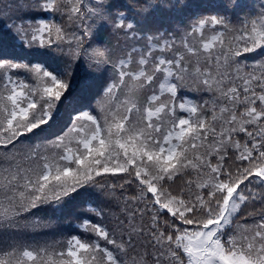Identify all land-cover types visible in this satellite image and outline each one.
<instances>
[{"label": "snow or ice", "instance_id": "snow-or-ice-1", "mask_svg": "<svg viewBox=\"0 0 264 264\" xmlns=\"http://www.w3.org/2000/svg\"><path fill=\"white\" fill-rule=\"evenodd\" d=\"M0 264H264V0H0Z\"/></svg>", "mask_w": 264, "mask_h": 264}]
</instances>
